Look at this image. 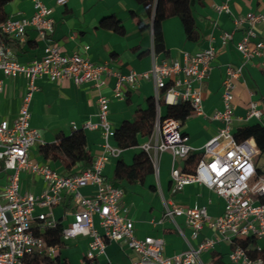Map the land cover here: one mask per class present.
Returning a JSON list of instances; mask_svg holds the SVG:
<instances>
[{
  "label": "built area",
  "instance_id": "built-area-1",
  "mask_svg": "<svg viewBox=\"0 0 264 264\" xmlns=\"http://www.w3.org/2000/svg\"><path fill=\"white\" fill-rule=\"evenodd\" d=\"M35 12L30 18L7 19L0 24V70L6 77L24 76L27 90L19 116L12 125L4 120L0 125V172L7 171L6 182L0 184V264H27L30 257L45 255L56 257L60 248L48 246L37 229L55 227L59 222L54 216V208L61 205L64 197L70 196L75 209L74 220L64 226L62 239L67 244L77 237H89L85 261L99 264L98 258L105 254L109 241L127 246L139 257L133 264H202L203 251L215 248L219 241L232 246L229 259L232 264H264L262 258H253L242 244L248 237L262 241L258 249L264 248V175L259 173L257 158L260 150L254 139L238 141L233 132L235 82L242 75L243 65L235 68L228 64L222 83L224 109L216 111L211 118L222 123L218 134L209 140L197 162L195 171L187 173L176 165L178 159H185L196 149L188 143L181 130V123L174 118H162L160 100L166 104L188 101L192 114L205 115L203 110L202 85L209 78L218 51L214 47L203 49L194 54L185 53L184 60L155 62L151 69L144 72L130 71L124 74L114 71L109 63H95L82 51L65 53L58 43H51L49 35L54 31L52 10L42 0H32ZM67 0H57L63 5ZM218 11L231 13L228 3L217 5ZM237 28H244L243 36L237 43L244 64L264 54V40L256 30L264 26V13H249L233 16ZM28 28L36 29L44 41V55L29 63L19 62L8 47L9 40L23 41ZM223 43L233 39V33L223 34ZM84 46V51L89 50ZM117 79L114 98L124 99V87H136L141 81H153L156 86L154 99L157 102V119L149 142L141 147L149 155L157 168L159 156L170 152L173 157V192L181 191L190 183L203 184L226 201L222 215L211 217L205 206L182 207L166 205L165 217L175 218L186 215L187 225L191 228L192 238H197L205 225L214 229L216 239L205 238L197 247L165 255V241L162 237L148 236L139 239L135 235V224L122 206L123 189L104 175V167L111 157L119 156L122 148L114 146V134L109 120L110 98L100 94L98 97L99 121L87 122L84 129L101 130L103 153L94 158L91 167L75 174L64 175L47 163L34 161L31 150L41 140V134L30 124V106L34 93L38 90L37 80L48 77L51 81L69 79L77 85L91 83L98 89L106 78ZM4 83L0 80V92ZM160 89H165V98H160ZM264 119V110L257 102L251 101L247 119ZM42 145H44L42 143ZM28 171L44 178L46 189L39 195L21 191L20 174ZM93 185L96 189L84 195L81 189ZM38 208L44 211L37 213ZM99 218V227L95 224Z\"/></svg>",
  "mask_w": 264,
  "mask_h": 264
},
{
  "label": "crops",
  "instance_id": "crops-1",
  "mask_svg": "<svg viewBox=\"0 0 264 264\" xmlns=\"http://www.w3.org/2000/svg\"><path fill=\"white\" fill-rule=\"evenodd\" d=\"M52 10L54 31L49 35L51 43H58L67 54L82 51L84 56L95 63L107 62L114 71L128 74L130 71L144 72L152 65L165 61L184 60L185 53L194 54L203 49L214 47L218 53L214 68L209 78L202 85L203 110L205 115L191 114L181 126L188 138V143L196 150L194 155L202 154L206 143L214 138L222 123L211 118L216 111L224 109L222 100V83L226 76L228 64L238 68L243 65L242 75L236 80L234 98L233 132L250 124L261 123L264 119H247L250 102H257L264 110V54L244 64L237 43L243 36L244 28H237L233 16L249 13H264V0H202L193 5V15L200 32V40L193 42L187 39L179 17L171 16L156 24L153 17L147 14L143 5L136 0H67L59 5L57 0H42ZM228 3L231 13L218 11L217 5ZM9 19L30 18L35 12L32 0H12L6 7ZM111 16L119 19L124 33L105 28L102 22ZM264 40V26L256 27ZM161 32L165 50L155 51L154 34ZM233 33V39L223 43V34ZM8 47L14 57L21 63L41 59L44 55V41L34 28H28L23 41L9 40ZM90 48L84 51V46ZM0 80L4 88L0 92V125L7 120L11 125L19 116L23 96L27 90L24 76L6 77L0 70ZM117 79L106 78L100 89L91 83L77 85L72 80L51 81L48 77L37 80L38 90L33 95L30 106V124L38 129L43 144L53 143L58 135H70L75 129H84L87 122H98V97L100 94L110 98L109 120L113 130L119 128L126 120H133L139 109H145L149 100L154 98L156 86L153 81H141L136 87H124V99L114 98V87ZM160 98H165V89H160ZM160 112L165 107L159 106ZM87 136V150L96 158L103 153L101 130L84 129ZM151 137V136H150ZM141 138V145L120 147L112 137L111 143L122 148L119 156L111 157L104 167V175L110 181L114 177L117 163L121 158L131 166L134 156L143 151L142 145L152 140ZM41 142H37L30 157L40 163L49 164L57 172L69 175L81 172L83 167L76 165L67 170L60 159H47L41 153ZM260 156V155H259ZM258 156V157H259ZM185 159L176 161L182 171ZM259 169L261 167L258 163ZM173 157L170 152L159 156L157 168L136 181L123 180L115 185L123 189L121 204L127 209L126 215L134 221L135 235L139 239L148 236L162 237L165 241V255L172 256L197 247L205 238L216 239L218 233L205 225L197 238H192L191 228L187 225L186 215L175 218L165 217L166 205L176 204L182 207L205 206L211 217L222 215L226 201L209 187L200 183H190L181 191L173 192L172 182ZM262 175V174H261ZM7 171L0 172V184L6 182ZM21 191L41 194L47 187L43 177L24 171L20 174ZM93 185L81 189L84 195L95 191ZM70 205V207H68ZM75 204L70 196H65L61 205L54 208V216L67 226L74 220ZM38 208L37 213L43 212ZM99 227V218L95 216ZM89 237H77L67 242L60 255L69 264H93L85 261ZM232 246L226 241H219L215 248L203 251L200 255L202 264H212L217 256L226 263L230 262L229 253ZM138 255L127 246L109 241L106 252L97 260L99 264H133Z\"/></svg>",
  "mask_w": 264,
  "mask_h": 264
},
{
  "label": "trees",
  "instance_id": "trees-1",
  "mask_svg": "<svg viewBox=\"0 0 264 264\" xmlns=\"http://www.w3.org/2000/svg\"><path fill=\"white\" fill-rule=\"evenodd\" d=\"M12 0H0V24L8 19L6 10L7 5ZM143 5L147 14L153 17L154 23L159 24L171 16H177L181 20L185 34L188 40L198 42L200 32L193 15V5L202 0H136ZM102 25L118 33H124V27L119 19L115 16L106 18ZM155 51L165 50L163 35L161 32L154 34ZM160 106L165 107V112L161 117L174 118L182 124L192 114V106L188 101H181L177 104H166L160 100ZM157 102L154 98L149 100L145 109L136 111L133 120H126L114 131L113 138L116 143L122 147H135L141 145V138L148 139L153 133L157 119ZM184 134V133H183ZM235 138L238 141L254 139L260 154H264V125L261 123L250 124L240 127L234 131ZM42 155L49 159H60L67 170L76 165H81L83 169L91 167L94 161L93 156L87 150V136L84 129H75L70 135L60 134L53 143L41 146ZM202 154H190L186 158L184 172L193 173ZM82 169V170H83ZM154 170L149 155L143 150L134 156L133 165L129 166L120 158L113 179L110 181L121 182L123 180L136 181L145 177L146 174ZM259 173L262 171L259 169ZM70 207V205H68ZM64 224L59 221L55 227L37 229L36 234L42 236L48 246L60 248V253L66 246L62 239ZM262 243L254 237H248L242 241V244L248 250L249 255L253 258H262L264 261V248L259 250L257 247ZM27 264H69L61 255L52 258L45 255H36L27 260ZM212 264H232L226 263L222 257L217 256Z\"/></svg>",
  "mask_w": 264,
  "mask_h": 264
},
{
  "label": "rangeland",
  "instance_id": "rangeland-1",
  "mask_svg": "<svg viewBox=\"0 0 264 264\" xmlns=\"http://www.w3.org/2000/svg\"><path fill=\"white\" fill-rule=\"evenodd\" d=\"M201 152H204V149H202ZM258 161H259L258 163L261 167L262 175H264V154H262L258 157Z\"/></svg>",
  "mask_w": 264,
  "mask_h": 264
}]
</instances>
